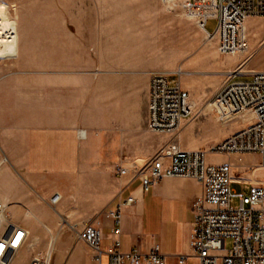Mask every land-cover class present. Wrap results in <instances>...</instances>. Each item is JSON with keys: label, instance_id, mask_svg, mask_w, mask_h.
I'll list each match as a JSON object with an SVG mask.
<instances>
[{"label": "crops", "instance_id": "crops-1", "mask_svg": "<svg viewBox=\"0 0 264 264\" xmlns=\"http://www.w3.org/2000/svg\"><path fill=\"white\" fill-rule=\"evenodd\" d=\"M78 31L47 27L40 34L38 61L0 60V200L8 219L30 233L26 212L36 215L59 252L54 264H95L92 249L77 239L85 226L101 231L104 252L118 239L123 252L136 247L148 253L157 245L164 264H180L181 257L182 264H197L190 236L201 185L166 177L144 190L135 173L147 174L150 160L166 144L193 151L208 140L188 142L195 124L189 120L175 137L149 130V81L160 72L158 54L135 58L114 48L97 59ZM249 118H238L214 141L239 131ZM118 168L126 173L117 175ZM259 180L239 179L248 185ZM54 194L60 199L51 206ZM128 198L134 202L122 208L121 233L115 236L104 214ZM16 214L21 219L11 218Z\"/></svg>", "mask_w": 264, "mask_h": 264}, {"label": "built area", "instance_id": "built-area-1", "mask_svg": "<svg viewBox=\"0 0 264 264\" xmlns=\"http://www.w3.org/2000/svg\"><path fill=\"white\" fill-rule=\"evenodd\" d=\"M213 9L214 28L210 33L204 29L205 41H214L220 56L246 54L245 22L250 18H264V0H213ZM251 57H244L240 67L229 72L228 79L206 103L219 124L249 114L247 125L222 141L198 150L184 151L176 142L166 144L150 160L147 174L141 171L135 173L144 190L166 177L193 179L201 185V197L193 205L190 236L192 257L197 264H264V72L253 71L248 73L247 80H236ZM183 74L181 67L170 73H152L147 107L148 127L152 133L175 137L182 122L194 116V103L180 82ZM172 76L177 79L172 80ZM84 134L83 130L78 131L80 138ZM244 154L259 156L258 169L263 171V177L250 184L247 195L239 197L238 206L232 208L231 165L208 163L207 156L240 157ZM125 173L123 168H118L117 175ZM59 199L60 196L54 194L49 200L50 205L54 206ZM133 202V198H128L115 209L105 212L115 236L121 233L122 208ZM29 237L28 230L8 219L0 200V245H3L0 248V264H17L22 252L32 247ZM77 239L92 249L95 264H104L103 256L107 258L106 264L165 263V255L157 245L148 253H142L136 247L123 252L120 241L114 239L110 248L102 251L99 247L102 233L93 226H85L78 231ZM227 241H230L228 249L225 248ZM52 250L53 243H49L41 264H51ZM185 259L181 257L179 263L182 264Z\"/></svg>", "mask_w": 264, "mask_h": 264}, {"label": "rangeland", "instance_id": "rangeland-1", "mask_svg": "<svg viewBox=\"0 0 264 264\" xmlns=\"http://www.w3.org/2000/svg\"><path fill=\"white\" fill-rule=\"evenodd\" d=\"M0 13L3 34L0 60L18 58L36 62L41 32L47 27H66L71 31L79 28L77 37L91 44L89 50L97 59L103 58V51L121 48L135 58H144L150 52L155 59L158 54L162 73L181 67L184 74L180 82L196 102L194 116L189 120L195 124L187 140H208L202 148L216 143L213 137L229 131L238 120L219 124L215 116L211 118L212 113L202 116L209 111L204 110L206 103L228 79L229 72L240 67L247 55L252 57L236 80H247L246 76L253 71L264 72V18L246 20V54L220 56L216 43L205 41L204 29L210 33L214 28L213 0H0ZM126 30L129 33L121 34ZM151 37L153 44L149 42ZM207 161L214 165L230 164L236 174L238 180L231 185L232 208L238 206L239 197L248 193L249 185L239 179L263 177L256 154L209 155ZM26 216L32 218L29 237L32 247L22 252L17 264H41L51 243L46 237L47 228L32 212H26ZM11 218L21 219L19 214ZM229 247L227 241L225 248ZM58 255L57 250H52L51 264Z\"/></svg>", "mask_w": 264, "mask_h": 264}, {"label": "bare ground", "instance_id": "bare-ground-1", "mask_svg": "<svg viewBox=\"0 0 264 264\" xmlns=\"http://www.w3.org/2000/svg\"><path fill=\"white\" fill-rule=\"evenodd\" d=\"M1 16V13H0ZM2 46H3V34L0 30V54L2 53ZM205 108V107H204ZM207 108V107H206ZM53 243V241H51V244Z\"/></svg>", "mask_w": 264, "mask_h": 264}, {"label": "snow or ice", "instance_id": "snow-or-ice-1", "mask_svg": "<svg viewBox=\"0 0 264 264\" xmlns=\"http://www.w3.org/2000/svg\"><path fill=\"white\" fill-rule=\"evenodd\" d=\"M3 247V245H0V248H2Z\"/></svg>", "mask_w": 264, "mask_h": 264}]
</instances>
